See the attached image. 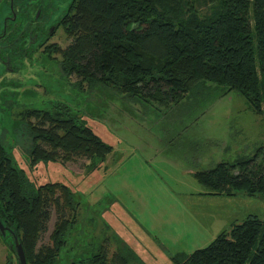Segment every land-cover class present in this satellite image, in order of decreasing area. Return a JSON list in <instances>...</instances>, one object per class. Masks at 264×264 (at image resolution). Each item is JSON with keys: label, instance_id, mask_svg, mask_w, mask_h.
<instances>
[{"label": "trees", "instance_id": "1", "mask_svg": "<svg viewBox=\"0 0 264 264\" xmlns=\"http://www.w3.org/2000/svg\"><path fill=\"white\" fill-rule=\"evenodd\" d=\"M209 4L211 11L202 14L198 7ZM64 22L70 45L48 52H60L63 74L75 75L76 86L102 87L122 104L135 100L133 107L138 97L177 106L216 85L238 92L264 115V0H73ZM61 110L20 114L27 124L30 165L79 156L103 161L113 153L114 146L78 121L80 112ZM193 130L184 127L181 136L196 134ZM263 156L260 148L253 158L215 164L195 175L212 195H264ZM73 196L62 183L30 182L0 145V214L16 228L28 264L70 263L59 259L72 242L76 219L69 221L65 209L76 211ZM51 207L59 219L51 244L39 247ZM99 248L70 264H134L129 249L127 256L119 249L109 260L104 246ZM73 249L83 251L78 243ZM164 264H264V220L249 215L206 248Z\"/></svg>", "mask_w": 264, "mask_h": 264}, {"label": "rangeland", "instance_id": "2", "mask_svg": "<svg viewBox=\"0 0 264 264\" xmlns=\"http://www.w3.org/2000/svg\"><path fill=\"white\" fill-rule=\"evenodd\" d=\"M211 6L198 8L207 14ZM8 15L9 10L3 7L0 17ZM64 23L48 46L64 50L70 45ZM51 52L36 54L25 64L18 75L21 92L5 90L0 95V113L4 115L0 117V135L6 138L5 148L30 182L39 186L62 183L74 194L76 211L67 208L65 214L76 222L61 263H71L80 258L76 256H86L100 246H104L109 260L120 250L127 256L129 249L133 253L131 263H169L174 257L188 258L206 248L249 215L264 220V195H212L195 175L215 164L253 158L264 148V115L256 114L238 92L214 85L209 92L187 96L177 106L138 97L129 107L135 100L122 104L116 101L118 96L112 97L102 87L91 90L86 85L76 86L79 80L75 75L63 74L60 52ZM63 106L74 116L80 112L78 121L93 127L114 146L113 153L103 161L79 156L30 165L23 135L26 131H20L16 139L13 122L28 108L56 112ZM184 127L196 134L181 136ZM49 213L39 247L51 244L59 219L54 207ZM75 243L82 252L71 250ZM0 264H17L1 237Z\"/></svg>", "mask_w": 264, "mask_h": 264}, {"label": "flooded vegetation", "instance_id": "3", "mask_svg": "<svg viewBox=\"0 0 264 264\" xmlns=\"http://www.w3.org/2000/svg\"><path fill=\"white\" fill-rule=\"evenodd\" d=\"M72 2L73 0L0 1V10L3 7L9 10L8 16L0 17V95H3L5 90L11 94L21 92V80L18 75L22 73L25 64L30 63L29 59L49 50V40L65 21ZM26 110L39 108L32 107L24 111ZM24 111L17 115L12 125L16 139L18 133L25 130L27 125L20 116ZM2 116L4 115L0 113V117ZM23 135L27 139L26 134ZM23 135L19 136V141ZM5 141L6 138L0 135V145L4 148ZM7 153L15 163L14 157L8 151Z\"/></svg>", "mask_w": 264, "mask_h": 264}, {"label": "water", "instance_id": "4", "mask_svg": "<svg viewBox=\"0 0 264 264\" xmlns=\"http://www.w3.org/2000/svg\"><path fill=\"white\" fill-rule=\"evenodd\" d=\"M7 220V219H6ZM0 214V237L7 245L8 249L16 258L17 264H28L26 254L17 234V230L13 226H9ZM7 237L9 239H7Z\"/></svg>", "mask_w": 264, "mask_h": 264}]
</instances>
